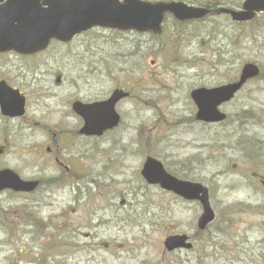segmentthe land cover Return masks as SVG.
Returning a JSON list of instances; mask_svg holds the SVG:
<instances>
[{
  "label": "rangeland",
  "instance_id": "obj_1",
  "mask_svg": "<svg viewBox=\"0 0 264 264\" xmlns=\"http://www.w3.org/2000/svg\"><path fill=\"white\" fill-rule=\"evenodd\" d=\"M259 22L255 29L264 30ZM237 27L223 14L187 22L167 14L158 35L94 27L53 42L55 60L29 65L35 79L22 87L26 117L0 114V167L46 184L0 194V264H264V187L252 176L264 175V77L223 105L219 126L195 121L189 96L237 77L246 61L264 74V38L254 48L237 42ZM241 30L250 34L251 25ZM90 78L100 83L91 86ZM119 87L130 93L116 106L120 124L101 137L77 136L71 100L102 99ZM48 145L72 174L58 168ZM148 154L175 176L208 186L216 216L202 232L199 202L143 180ZM176 233L191 236V251L165 249Z\"/></svg>",
  "mask_w": 264,
  "mask_h": 264
},
{
  "label": "water",
  "instance_id": "obj_2",
  "mask_svg": "<svg viewBox=\"0 0 264 264\" xmlns=\"http://www.w3.org/2000/svg\"><path fill=\"white\" fill-rule=\"evenodd\" d=\"M169 11L177 19L203 17L208 10L183 2L151 3L142 0H6L0 4V50L13 48L20 52L43 49L51 38L68 41L76 33L94 26L120 30L159 31L163 13ZM264 11V0H245L241 10L220 8L219 12L230 13L237 21L250 20L256 12ZM258 74L253 63L244 64L238 81L215 88H199L192 92L198 105L197 118L205 121H220L224 114L217 105L230 99L234 92L249 77ZM122 93L116 91L104 102L76 108L83 116L85 133H101L118 121L114 102ZM1 111L5 115H21L24 98L8 87L0 93ZM141 174L149 183H158L162 188L173 191L186 199H197L202 204L198 226L203 228L214 218L207 187L199 182L179 179L168 173L162 163L147 157ZM264 184V179L262 180ZM37 182L24 181L12 170H0V190H31ZM185 236L172 235L165 239V246L172 250L183 246Z\"/></svg>",
  "mask_w": 264,
  "mask_h": 264
},
{
  "label": "flooded vegetation",
  "instance_id": "obj_3",
  "mask_svg": "<svg viewBox=\"0 0 264 264\" xmlns=\"http://www.w3.org/2000/svg\"><path fill=\"white\" fill-rule=\"evenodd\" d=\"M52 45L54 44L50 43L47 48L42 50H37L32 53H20L13 49H5L0 51V81H5L11 87L18 88L25 95L26 107H27V94L22 87H29L30 85L32 86L33 85L32 81L35 79V75L33 74L35 69H30L29 65L37 66L39 63H44L45 61L43 57H47L46 60H55L57 58V55L59 54L52 55L50 53V46ZM14 67H17L18 69H14ZM12 68L16 70V73H12L13 71ZM60 81H61L60 77L58 81H55L57 87H59V85L60 86L62 85L63 82L60 83ZM94 83L98 85L99 81H94V80L93 82H91V80L89 81V84L91 86H94ZM70 85L73 84L71 83ZM74 100H71V105L74 102ZM81 101L85 102V100H81ZM24 117H26V115H24ZM53 135H55V132H53ZM54 140H56L55 136L51 137V141ZM47 149H48V154L52 156L53 161L60 168L63 167L64 169L65 168L70 169L69 166L65 165L64 161L60 160V157L57 155V152H53L51 146L48 145ZM27 179L39 180L40 185L45 183L42 182L43 180L42 178L34 175L29 176Z\"/></svg>",
  "mask_w": 264,
  "mask_h": 264
},
{
  "label": "trees",
  "instance_id": "obj_4",
  "mask_svg": "<svg viewBox=\"0 0 264 264\" xmlns=\"http://www.w3.org/2000/svg\"><path fill=\"white\" fill-rule=\"evenodd\" d=\"M249 24V23H248ZM240 26V25H239ZM241 35V31L239 30L238 31V37H240ZM262 36V33H257L256 31L252 32V36H251V41H256L258 37H261ZM248 37V36H247ZM241 38V37H240ZM248 40V39H247ZM248 140V139H247ZM245 141L244 144H247L248 141Z\"/></svg>",
  "mask_w": 264,
  "mask_h": 264
}]
</instances>
